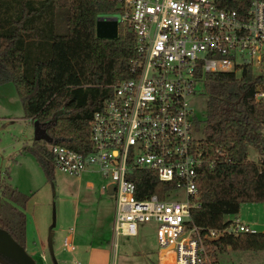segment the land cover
<instances>
[{
	"label": "built area",
	"instance_id": "1",
	"mask_svg": "<svg viewBox=\"0 0 264 264\" xmlns=\"http://www.w3.org/2000/svg\"><path fill=\"white\" fill-rule=\"evenodd\" d=\"M108 1L117 15L98 17L116 19V35L122 27L134 34L129 75L111 84L93 111L87 150L52 145L55 167L71 175L97 172L104 191L114 184L115 237L135 235L139 222L153 221L166 264H218L206 236L257 230L233 218L225 228L201 231L191 220L200 171L212 161L195 136L198 115L190 97L208 72L264 68V0H249L243 13L214 0ZM255 97L264 99V82ZM134 169L153 171L168 185L165 196H137ZM63 245L75 248L69 235Z\"/></svg>",
	"mask_w": 264,
	"mask_h": 264
},
{
	"label": "trees",
	"instance_id": "2",
	"mask_svg": "<svg viewBox=\"0 0 264 264\" xmlns=\"http://www.w3.org/2000/svg\"><path fill=\"white\" fill-rule=\"evenodd\" d=\"M217 6L243 13L249 0H214ZM108 0H0V84L13 82L23 117L36 119L48 139L34 138L25 150L33 154L48 180L54 178L52 145L80 151L89 147L92 113L111 94V84L129 75L134 34L123 27L115 37L96 35L100 14L115 12ZM263 71L251 65L239 71L206 73L207 95L201 125V146L212 165L199 174L198 206L191 220L201 231L225 228L228 216L243 202L264 203V157L248 158V143L264 156V99L255 91ZM202 123V124H201ZM137 196H165L168 185L151 170L130 172ZM28 195L0 182V227L19 244L26 242ZM221 249H264V231H225L218 240L204 239Z\"/></svg>",
	"mask_w": 264,
	"mask_h": 264
},
{
	"label": "rangeland",
	"instance_id": "3",
	"mask_svg": "<svg viewBox=\"0 0 264 264\" xmlns=\"http://www.w3.org/2000/svg\"><path fill=\"white\" fill-rule=\"evenodd\" d=\"M106 15L115 17L117 13ZM113 20L117 25L116 19ZM253 69L256 73L263 71V67ZM203 90V86L198 85V92L190 97L201 119L207 100ZM39 126L36 119L23 117L22 103L13 82L0 84V182L5 181L28 195L24 207L27 214L25 249L37 264H85L87 255L78 235L93 232L104 238L115 237V197L102 189L100 177L95 173L76 176L55 168L54 178L48 180L35 156L25 150L26 145L38 138ZM200 126L195 131L198 138L203 137ZM259 132L264 139V125ZM41 138L47 140L48 136L45 134ZM247 150L250 160L257 162L264 157L253 143H248ZM89 181L92 185L88 184ZM175 194L182 199L185 197L182 190L175 191ZM249 203L241 204V216L255 219V226L262 230L263 203L255 202L250 208ZM69 230H73L79 239H76V250L72 252L62 244V238ZM137 230L135 235L120 234L114 238L117 244L113 246L115 250L109 264L158 263L156 223L139 222ZM208 247L218 264H264V249ZM8 259L7 252L0 249V264H8Z\"/></svg>",
	"mask_w": 264,
	"mask_h": 264
},
{
	"label": "crops",
	"instance_id": "4",
	"mask_svg": "<svg viewBox=\"0 0 264 264\" xmlns=\"http://www.w3.org/2000/svg\"><path fill=\"white\" fill-rule=\"evenodd\" d=\"M83 173H93V174L95 173V174H98L99 177H100L101 182L103 181V178H102V176L99 173L94 172V171H90V170L84 171L81 174L76 175V176H81ZM88 184L92 185V182L89 181ZM108 188H109V186H108ZM105 192H107L108 194H112L113 195V192L109 193L108 189H106ZM261 203H263V202H261ZM254 204H255V202H251V203H249L248 207L249 208L253 207ZM262 206H263V209H264V203H263ZM228 217L231 218V219H233V218L237 219L240 222L248 224V225L254 227L257 231H264V228H262V230H258V228L255 226L256 223H257L255 219L251 220L250 218H248V219L242 218L240 210H239L238 213L232 214V215H230ZM26 224H27V214H26ZM66 235H69L70 239L72 240V243L75 245L74 250H71V252L75 251L76 250V245H77V243H76L77 240L76 239H78L77 238V234L75 232H73V230L72 231L69 230L63 236L62 244H63V239H64V237ZM78 236H79V239H80V240L78 239L79 243L85 247L84 252L87 255V261H86L85 264H109L110 259H111L112 255L114 253L113 251L115 250L114 247L117 244V242L114 239L115 237L113 239L104 238L102 235L98 236L97 233H93V232H85V233L82 234V236H80V235H78ZM26 243H27V238H26L25 244ZM63 247H64V245H63ZM158 256H159V260H158L157 264H166V261L164 260V258L162 257V255H161V253L159 251H158Z\"/></svg>",
	"mask_w": 264,
	"mask_h": 264
},
{
	"label": "water",
	"instance_id": "5",
	"mask_svg": "<svg viewBox=\"0 0 264 264\" xmlns=\"http://www.w3.org/2000/svg\"><path fill=\"white\" fill-rule=\"evenodd\" d=\"M114 20H107L104 18H98L96 23V35L101 37H115L117 33V25L113 23ZM39 133L36 135L38 138H41L45 135L44 130L39 126ZM114 189V184H109L108 192L112 193ZM222 233L217 234L216 236H206V239L209 241L218 240L221 237ZM51 246V243H50ZM51 248V247H50ZM0 249H3L7 252L8 264H37L35 259L30 255L25 246L16 242L8 231L0 227ZM52 249V248H51Z\"/></svg>",
	"mask_w": 264,
	"mask_h": 264
}]
</instances>
